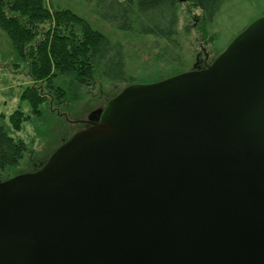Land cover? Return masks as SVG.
Segmentation results:
<instances>
[{
  "label": "water",
  "instance_id": "water-1",
  "mask_svg": "<svg viewBox=\"0 0 264 264\" xmlns=\"http://www.w3.org/2000/svg\"><path fill=\"white\" fill-rule=\"evenodd\" d=\"M0 264H264V15L0 181Z\"/></svg>",
  "mask_w": 264,
  "mask_h": 264
},
{
  "label": "trees",
  "instance_id": "trees-1",
  "mask_svg": "<svg viewBox=\"0 0 264 264\" xmlns=\"http://www.w3.org/2000/svg\"><path fill=\"white\" fill-rule=\"evenodd\" d=\"M202 11L204 27L225 0H185ZM179 0H0V30L17 58L28 65L38 86L22 92L34 115L51 118L57 109L82 99L84 88L101 79L134 82L127 77L128 52L114 30L150 37L156 59L175 72L189 67L179 36ZM77 5L81 9L77 8ZM203 23V24H204ZM105 24V25H102ZM113 29L107 32L105 26ZM189 28H185V34ZM44 92L47 89V96ZM60 111V110H59ZM49 118V117H48ZM0 113V176L20 164L28 143L11 135L30 119L20 109ZM11 177H6L3 181Z\"/></svg>",
  "mask_w": 264,
  "mask_h": 264
},
{
  "label": "rangeland",
  "instance_id": "rangeland-1",
  "mask_svg": "<svg viewBox=\"0 0 264 264\" xmlns=\"http://www.w3.org/2000/svg\"><path fill=\"white\" fill-rule=\"evenodd\" d=\"M77 8L81 9L79 5ZM261 9L264 10V0H225L217 17L205 29V23H201L199 19L202 11L193 4L181 2L179 39L189 67L178 72L168 67L164 69L163 64L155 57L157 52L152 48L150 37L123 34L118 30H114L113 36L124 43L128 52L127 77H134L133 83L149 84L184 71L205 68ZM105 27L108 29L107 32L113 30L108 25ZM185 28H189V33L185 34ZM38 84L31 78L28 65L17 58L10 40L0 30V113L4 114L8 124V116L14 110L20 109L25 115L30 116L29 120L23 122L21 129L10 130L11 135L28 143V149L20 164L11 168L7 172L8 176L6 174L0 176V181L6 177L31 173L41 168L58 146L76 132L98 121L108 100L130 83L103 78L94 85L85 87L81 100L70 107L62 106L61 109H57L54 118H51L50 113L56 110L49 109L51 112L47 111L49 117L47 119L36 117L28 101L22 98V92L27 86ZM42 93L46 95L47 89Z\"/></svg>",
  "mask_w": 264,
  "mask_h": 264
},
{
  "label": "flooded vegetation",
  "instance_id": "flooded-vegetation-1",
  "mask_svg": "<svg viewBox=\"0 0 264 264\" xmlns=\"http://www.w3.org/2000/svg\"><path fill=\"white\" fill-rule=\"evenodd\" d=\"M262 15H264V10L261 9V10L257 13V15H255V16L251 19V21L257 19L258 17H260V16H262ZM197 19H198V18H197ZM199 19H200V18H199ZM251 21H250V22H251ZM250 22H248V23L246 24V26H247ZM198 23H200L199 20H198ZM246 26H245V27H246ZM245 27H244V28H245ZM244 28H243V29H244ZM240 31H241V30H240ZM240 31H239V32H240ZM239 32H238V33H239ZM230 41H231V40H230ZM230 41H229V42H230ZM226 46H227V45H226ZM207 66H208V65H206V67H207Z\"/></svg>",
  "mask_w": 264,
  "mask_h": 264
}]
</instances>
